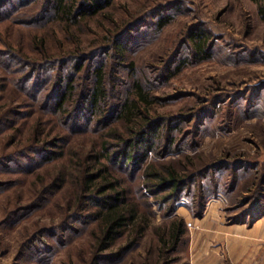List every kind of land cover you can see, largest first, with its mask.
I'll use <instances>...</instances> for the list:
<instances>
[{
  "label": "rangeland",
  "instance_id": "obj_1",
  "mask_svg": "<svg viewBox=\"0 0 264 264\" xmlns=\"http://www.w3.org/2000/svg\"><path fill=\"white\" fill-rule=\"evenodd\" d=\"M173 2L180 9L173 13L172 21L159 33L149 25L138 29L128 39L136 40L131 43L133 49L117 62L130 66L123 70H136L139 79L156 81L188 35L201 30L208 37L211 57L197 60L185 45L172 67L182 60L179 72L156 87L154 95L163 98L155 108L159 115L186 120L173 134L183 147L162 160L190 156L195 166L214 164V169L198 178L191 191L187 189L191 195L177 203L170 216L168 207L162 211L155 197L141 199L134 192L138 200H147L151 206L142 234L131 227L112 247L99 252L97 222L89 218L67 222L69 205L77 195L74 182L34 209L44 185L54 182L61 168L67 174L76 173L72 158L95 145L96 136L90 133H68L67 143H60L63 156L32 174L0 168V264H264V242L259 241L264 222L258 225L264 220V0H114L68 32L66 25L57 22L43 29L18 24L23 15H17L0 23V46L13 49L11 58L22 53L30 60L41 59V51L54 57L77 49L89 53L109 44L117 27ZM100 60L107 77L112 70H120L111 54ZM2 61L0 108L5 111L19 105L22 115L29 113V117H18L12 130L0 131V156L23 145L40 122L44 140L61 135L57 117L41 112L39 102L18 92L8 74L15 67L6 69ZM118 74L124 81L115 89L117 99L132 80L127 72ZM75 80L80 90L82 75ZM18 162L27 161L16 160L11 166ZM241 164L245 165L242 169ZM128 172H118L120 179L138 191L137 177L131 180ZM199 186L208 193L203 214ZM19 208L23 209L13 215L18 218L10 221ZM90 212L92 209L86 214ZM181 220L186 233L174 245L171 226ZM67 224L74 229L68 231ZM132 239H136L134 243H130Z\"/></svg>",
  "mask_w": 264,
  "mask_h": 264
},
{
  "label": "trees",
  "instance_id": "obj_2",
  "mask_svg": "<svg viewBox=\"0 0 264 264\" xmlns=\"http://www.w3.org/2000/svg\"><path fill=\"white\" fill-rule=\"evenodd\" d=\"M113 2L114 0H0V23L23 15L18 24L43 29L57 22L66 25L64 30L68 32L73 25L99 14ZM177 9H180L177 2L159 5L153 11L117 27L110 34L109 44L89 53L77 49L54 57L41 51V59L30 60L22 53H16L18 56L11 58L15 53L13 49L0 46L2 64L6 69L15 67L14 70H8V74L12 75V82L18 92L39 102L41 112L56 116L57 130L60 129L61 132L58 138L46 141L42 138L43 123L40 122L23 145H17L11 154L4 153L0 156V168L17 173L22 169L27 175L32 174L63 156L64 149H61L63 145L60 143H67L68 133L85 132L96 136L92 148L82 150L80 154L77 152L75 158H72V167L76 173L67 174L65 168H61L54 182L47 183L40 191L34 209L39 208L43 201L55 195L65 184L74 182L77 195L69 205L67 215L69 214L70 219L67 222L83 221L84 218L97 222L101 230V236L97 238L99 252L112 247L131 227L137 235L142 234L151 206L147 200H138L135 193L141 199L155 197V202L162 211L168 207L167 216H170L174 214L177 203L191 195L189 191L187 193V189L190 190L198 178L215 167L214 164L204 168L195 166L190 156L162 160L183 147V143L177 145L180 139L173 134L181 130L180 123L186 120L159 115L155 108L163 98L154 95L156 87L165 85L169 76L179 72L182 60L177 64V70L172 67L184 53L185 45L190 46L191 53L197 60L204 61L211 57L213 48L208 44V37L201 30L188 35L187 42L177 50L168 62L167 70L156 81L139 79L136 70H123L130 66L117 62L118 58H125L126 51L133 49L131 43L136 40L129 42L128 39L132 38L134 32L141 30L144 25L152 26L154 33L161 32L172 21ZM33 44L40 46L36 39H33ZM107 54H111L116 60L115 67L120 69L112 70L109 77L103 69L104 62L100 60ZM8 64L13 66L8 67ZM118 71L127 72L132 79L119 99L115 89L124 80L118 76ZM79 74L84 81L80 90L75 80ZM41 100L44 102L41 103ZM3 109L0 108V131L12 130L18 117H29V113L22 115L19 105H11L5 111ZM16 160L27 162L11 166ZM244 167L241 164L240 168ZM118 172L131 173V180L137 177L135 181L139 182V190L133 191V186L121 180ZM207 194L199 186L201 214ZM22 209L12 212L10 221L17 219L13 215ZM88 209H92V212L86 214ZM138 220L141 222L138 223ZM183 225L184 221L181 220L171 226L170 238L174 245L186 233ZM71 229H74L73 224L69 225L68 231ZM135 240L132 239L130 243ZM99 257L97 255L95 261Z\"/></svg>",
  "mask_w": 264,
  "mask_h": 264
},
{
  "label": "crops",
  "instance_id": "obj_3",
  "mask_svg": "<svg viewBox=\"0 0 264 264\" xmlns=\"http://www.w3.org/2000/svg\"><path fill=\"white\" fill-rule=\"evenodd\" d=\"M264 220L262 222H260L258 225H261L263 224ZM261 233V232H260ZM262 237L259 238V241L261 242H264V232L260 234Z\"/></svg>",
  "mask_w": 264,
  "mask_h": 264
}]
</instances>
